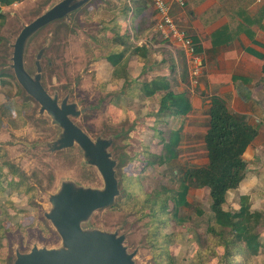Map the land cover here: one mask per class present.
Masks as SVG:
<instances>
[{
  "label": "rangeland",
  "instance_id": "374dc122",
  "mask_svg": "<svg viewBox=\"0 0 264 264\" xmlns=\"http://www.w3.org/2000/svg\"><path fill=\"white\" fill-rule=\"evenodd\" d=\"M61 1L25 0L2 7L5 20L0 22V70L14 74L18 36ZM113 4L111 0H92L86 10V6L81 7L33 32L24 49L25 70L35 77L38 63L42 85L49 95L57 97L60 105H74L79 115L70 119L94 143L109 142L107 152L117 163L119 194L115 202L94 211L82 221V229L123 238V248L134 264H264V250L248 257L233 248L226 255L220 239L208 233L212 212L207 189H190L191 207L181 208L176 216L171 212L152 215L146 207L156 192L175 188L182 173L194 166L190 159L198 165L207 160L196 142L197 153L183 155L179 148L177 160L163 165L157 162L164 153L162 138L177 127L175 118L152 114L162 93L156 95L155 102L128 100L121 116L119 109L108 108L118 91L107 92L106 85L101 87L95 63L109 52L101 45L111 44L104 22H112ZM87 11L92 15L84 18ZM1 81L0 264H14L18 254H29L35 248L66 249L58 225L49 217L58 209L54 199L65 187L71 186L73 192H103L106 184L77 142L70 148L61 147L65 131L16 78L8 84ZM5 162L19 168L26 180L13 176ZM262 224L260 230L264 232V219Z\"/></svg>",
  "mask_w": 264,
  "mask_h": 264
},
{
  "label": "crops",
  "instance_id": "0c3cea01",
  "mask_svg": "<svg viewBox=\"0 0 264 264\" xmlns=\"http://www.w3.org/2000/svg\"><path fill=\"white\" fill-rule=\"evenodd\" d=\"M111 1L115 3L114 14L110 18L112 22H104L107 25L106 37L110 35L111 44L102 42L101 49L109 51L104 55L125 53L123 62L128 66L126 75L116 76L115 67L105 56L95 63L101 87L106 85L107 92L118 91L108 108L121 112L125 110L123 106L128 104V100L133 99L155 102L156 95L145 97L141 94L142 85L156 78L167 79L172 90L176 94L187 95L193 106L185 118L181 151L183 155L188 152L195 154L200 146L206 161L205 135L210 123L211 100L214 96L223 98L240 120L257 131L256 138L244 154L246 177L237 189L228 191L226 207L238 210L240 198L249 196L252 209L264 212V18L252 25L239 19L230 21L229 15L224 13V0H185L184 7L175 0H167L174 21L196 41L207 61L199 85L193 87L188 54L178 45L162 40L155 31L159 16L151 0ZM263 5L264 0H247L243 19L247 21V18L256 16ZM236 21L243 25L236 24ZM238 26L243 29L235 34L234 29ZM223 29V40L230 41L226 45L216 46L213 37ZM135 48L145 49L143 59L134 53ZM159 103H154L152 114L161 116ZM196 142L198 147L194 145ZM192 160L189 161L191 165H198ZM260 233L262 252L264 232L260 230Z\"/></svg>",
  "mask_w": 264,
  "mask_h": 264
},
{
  "label": "trees",
  "instance_id": "16d2710c",
  "mask_svg": "<svg viewBox=\"0 0 264 264\" xmlns=\"http://www.w3.org/2000/svg\"><path fill=\"white\" fill-rule=\"evenodd\" d=\"M24 1L0 0V22L5 20L2 7H9ZM91 1L89 0L84 5L86 6L85 10L91 5ZM246 1H222L225 8L224 13L229 15L230 21H234L235 19L244 20L247 25H252L256 22L260 23L264 18V5L256 16L251 19L247 18L246 21L243 19ZM90 15H92L91 12L87 11L84 18ZM79 18H81V15ZM235 23L240 26L243 25L238 21ZM240 26L234 29L235 34H238L243 29ZM226 29L228 30V28ZM213 39L216 46L226 45L230 41L228 39L226 41L223 40L224 29L215 34ZM2 43L3 38L0 36V47ZM197 50L201 53L199 46ZM134 53L143 59L145 49L135 48ZM125 56V53H110L105 55L107 61L115 67L114 75H126L128 65L123 62ZM15 78V74H10L6 70H0L2 84H8L11 80H15ZM4 79L8 80L5 81ZM158 93H162L159 103V114L171 116L177 120V127L170 131L168 137L162 138L164 153L159 156L157 162L163 165L179 158V148L182 142L185 118L191 113L193 106L187 95L176 94L172 90V86L167 79L156 78L151 82L144 83L141 87V94L145 97H154ZM209 117V128L205 135L207 162L203 165H194L187 168L179 177L178 183L173 190L169 192L164 191L163 193L156 192L151 196L146 207L149 208L152 215L171 212L176 216L181 208L191 207L188 201L190 189H208L210 191L212 212L207 229L208 233L220 239L222 246L226 250V255H230L233 252V248H237V254L243 251L248 257H256L263 245L260 227H263L264 212L252 209L249 196H242L240 198V208L238 210L226 208V203L228 191L237 189L246 177L247 162L244 159V154L256 138L257 131L247 122L240 120L230 110L227 102L218 96H214L211 100ZM127 160L129 159H122V162ZM4 165L9 168L13 176L26 180L25 174L15 165L8 162H5ZM1 177L0 172V193L3 188ZM170 204H172V208ZM198 213L199 215H203V212L200 210H198Z\"/></svg>",
  "mask_w": 264,
  "mask_h": 264
},
{
  "label": "water",
  "instance_id": "95a60500",
  "mask_svg": "<svg viewBox=\"0 0 264 264\" xmlns=\"http://www.w3.org/2000/svg\"><path fill=\"white\" fill-rule=\"evenodd\" d=\"M88 2L89 0H62L25 26L14 46L13 69L17 81L24 90L40 103L65 131L61 147L70 148L77 142L89 161L98 167L106 188L103 192L92 190L73 192L71 186L65 187L61 196L54 199L58 209L49 217L58 225L66 249L35 248L29 254H18L14 264H134L133 257L127 255L123 248V238L99 231H84L81 227L82 221L94 211L111 206L119 194L115 174L116 162L110 159L107 152L110 143L102 140L94 143L74 124L70 116H78L79 112L74 105H68L66 102L60 106L57 97L49 95L42 85L40 66L36 77H32L24 67V49L31 34L54 20L69 17L68 15Z\"/></svg>",
  "mask_w": 264,
  "mask_h": 264
},
{
  "label": "built area",
  "instance_id": "2783aa9c",
  "mask_svg": "<svg viewBox=\"0 0 264 264\" xmlns=\"http://www.w3.org/2000/svg\"><path fill=\"white\" fill-rule=\"evenodd\" d=\"M151 2L159 16L155 25L156 33L162 40L178 45L188 54L191 84L193 87H197L207 68L206 58L198 52V44L187 31L174 21L170 13V3L167 0H151ZM175 2L182 7L186 5L185 0H175Z\"/></svg>",
  "mask_w": 264,
  "mask_h": 264
},
{
  "label": "flooded vegetation",
  "instance_id": "af4514ba",
  "mask_svg": "<svg viewBox=\"0 0 264 264\" xmlns=\"http://www.w3.org/2000/svg\"><path fill=\"white\" fill-rule=\"evenodd\" d=\"M37 66H38V67H37V73H36V74H38V69H39V65H38V63H37ZM41 69H42V68H41ZM41 73H42V71H41ZM35 77H36V76H35ZM62 104H63V103H62ZM62 104H61V105L59 104V105L62 106ZM76 110H77V109H76Z\"/></svg>",
  "mask_w": 264,
  "mask_h": 264
}]
</instances>
